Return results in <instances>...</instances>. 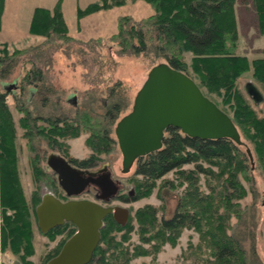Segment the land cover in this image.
<instances>
[{
	"label": "trees",
	"instance_id": "1",
	"mask_svg": "<svg viewBox=\"0 0 264 264\" xmlns=\"http://www.w3.org/2000/svg\"><path fill=\"white\" fill-rule=\"evenodd\" d=\"M5 1L0 0V28ZM125 1L96 0L80 7L78 18L122 5ZM146 1L154 9L151 14L141 18L131 14L118 17L117 30L110 38L118 44L119 52L152 55L154 62L161 58L191 75L203 92L231 115L246 144H239L230 137L191 136L176 126H169L163 146L136 160L132 177L134 191L119 197L126 201L137 200L149 194L159 179L175 171L180 184L187 183L175 212L171 216H161L158 206L147 203L137 208L126 224L116 221L112 214L107 215L101 241L87 264H131L141 255L155 258L165 243H177L184 227L195 228L201 234V242L186 251L184 261L188 258L193 264H264L254 231L249 232L247 246L246 235H240L236 228L245 211L242 204L248 193L245 180L257 198L256 172L264 179V114L259 113L238 82L243 73L254 67L255 76L264 86V58L251 60L240 50L238 0ZM242 4L243 27L251 24L253 18L257 30L264 34V0H243ZM30 32L45 38L37 44L0 55L1 242L2 249L18 255L19 261L15 264H33L30 255L35 251L34 217H37L36 207L42 200V185L45 183L55 189L59 197H67L61 193L57 174L44 167L47 150L61 151L82 168L96 166L105 148L110 151L118 143L114 126L128 105L127 100L112 88L114 90L108 95L110 101L102 113L89 110H78L74 115L46 112L53 92L45 70L52 63L50 53L71 38L61 0L52 8L35 7ZM186 52L192 53L190 63L186 60ZM21 67L23 70L19 75ZM11 80L13 82L9 83ZM32 92L36 95H33L35 105L29 102ZM210 93L220 95L222 102ZM9 96L23 112L20 118L25 128L23 135L27 136L34 154L36 189L31 201L26 197L19 173L17 125ZM226 106H230L231 111ZM83 129L90 131L87 143L92 151L86 157L71 155L65 139L78 135ZM247 146L252 150L254 166ZM205 162L209 165H204ZM187 163H194L195 167H185ZM201 173L206 176L208 190L203 187ZM170 180L165 179V182ZM253 203L258 204L256 200ZM234 215L238 221H232ZM135 219L139 242L131 241ZM76 228L73 222L66 221L46 232L52 239L59 234L66 236L43 264L59 253ZM205 252L208 253L206 257L202 256ZM137 264L155 263L143 260Z\"/></svg>",
	"mask_w": 264,
	"mask_h": 264
},
{
	"label": "rangeland",
	"instance_id": "2",
	"mask_svg": "<svg viewBox=\"0 0 264 264\" xmlns=\"http://www.w3.org/2000/svg\"><path fill=\"white\" fill-rule=\"evenodd\" d=\"M59 1L6 0L2 15V26L0 28V55L41 42L45 36L30 32L34 9L39 5L52 8ZM94 1L96 0H61L62 10L69 25L71 38L61 44L57 50H53L50 53L52 63L47 65L48 67L45 69L47 82L53 88V92L50 95V102L45 109L50 114L74 115L78 110L102 113L105 105L110 101L108 96L110 91L115 89L119 93V96L127 100L128 105L121 113L122 116L131 110L134 97L145 81L150 68L155 63L163 61V59L157 58L154 62L152 55L121 54L118 50V44L110 38L112 33L117 30V20L120 15L131 14L137 18H141L151 14L154 9L149 2L146 0H126L122 5H114L107 9L95 11L79 19V8H84ZM238 2L242 4L243 0H238ZM250 21V26L243 27V23L241 24L244 37H240V50L242 52L245 49L251 52V54L249 53V57L253 60V57L257 53H252V45L245 35L250 29L256 32L253 18ZM261 55L264 56V54ZM185 57L190 63L192 53L186 52ZM22 70V67L18 70L19 75L22 73ZM189 71L194 75L191 69ZM8 82L11 83L13 81ZM238 82L246 95L252 100L259 113L264 114V101L254 100L252 94L249 92L248 86L252 85L264 95V86L258 77L255 76L254 67L243 73L239 77ZM210 94L219 102H222L220 95L216 93ZM33 95H35V92L30 94L31 100L29 102L31 104L34 103L36 96ZM8 101L13 110L17 125L18 165L21 182L27 199L31 201L33 191L36 189L32 162V156L34 154L32 155L27 136L23 135L25 128L20 123L23 112L17 109L15 100L11 96H9ZM226 108L231 111L230 106H226ZM89 135L90 131L83 129L78 135L67 137L65 142L68 144L69 153L78 157L88 156L92 151L87 143V137ZM114 136H116L115 132ZM46 146L45 144L44 147ZM107 149L105 148V151H103L102 159L98 164L89 169H94L92 171H95L106 167L112 172L114 180H118L120 189L118 191V198H114L108 203L101 202L127 206L131 210V215H135L136 209L147 203H153L158 206L159 215L161 216H171L175 212L179 196L183 193L187 184L186 182L180 184L175 171H170L163 178L159 179L149 194L137 200L126 201L120 198L119 195L134 191L135 182L132 179L134 169L132 168L129 172H123V154L119 143L112 150L108 151ZM52 152L64 154L59 150L49 148L46 154L47 157ZM204 165L209 164L205 162ZM44 167L47 169L50 168L47 165V160H44ZM185 167H195V164L187 163ZM213 168L216 169L214 166ZM256 177L259 188L257 198L250 191V184L245 180L248 193L242 199V204L245 206L243 218L239 220L234 215L232 221L239 220L236 227L237 232L240 235H246L245 243L247 246H249L250 242L248 237L249 232L254 231L259 253L264 260V179L258 172H256ZM165 179L171 180L165 182ZM201 180L203 187L208 190L205 184L206 176L204 173H201ZM59 190L61 191V189ZM41 191L43 194L47 191L54 192L55 189L50 188V186L44 183ZM63 192L65 193L62 188L61 193L63 194ZM79 196L96 200L93 192H83ZM254 200L258 204H254ZM34 218L35 251L34 254L30 255V259L33 261V264H43L45 258L54 251L58 243L66 235L59 234L55 239L50 238V236L42 232L39 228L38 218ZM134 224L136 227L132 232L131 241L139 242V234L137 231L138 222L136 219L134 220ZM199 242H201L200 232L192 227H184L178 236L176 244L167 242L156 253L155 258L152 255H141L134 258L131 264H137L143 260H152L155 264H193L191 259L187 258L184 261V255L187 250ZM207 255L208 253L205 252L202 256L206 257ZM18 261V255L9 250L2 249L0 253V264H15Z\"/></svg>",
	"mask_w": 264,
	"mask_h": 264
},
{
	"label": "water",
	"instance_id": "3",
	"mask_svg": "<svg viewBox=\"0 0 264 264\" xmlns=\"http://www.w3.org/2000/svg\"><path fill=\"white\" fill-rule=\"evenodd\" d=\"M248 87L254 98H262L257 88ZM171 125L191 136L230 137L239 144H246L231 115L206 95L191 75L160 61L150 68L134 97L131 110L116 123L123 172H129L140 156L161 148L166 129ZM247 151L254 166L250 146ZM47 165L57 174L59 184L68 196L79 195L87 186L96 184L105 192L104 196L97 195L96 198L109 202L120 189L110 170L98 175L97 171L74 165L60 153H50ZM36 214L38 226L44 233L66 221L77 226L59 253L47 264H87L101 241L105 217L112 214L116 221L126 224L131 210L120 204H105L85 197L64 200L47 191L42 194Z\"/></svg>",
	"mask_w": 264,
	"mask_h": 264
},
{
	"label": "crops",
	"instance_id": "4",
	"mask_svg": "<svg viewBox=\"0 0 264 264\" xmlns=\"http://www.w3.org/2000/svg\"><path fill=\"white\" fill-rule=\"evenodd\" d=\"M239 2L236 5V9H237V12H238L239 26H240V29H241L242 16H241V12H240V6L243 5V4H241ZM248 26H250V25H248ZM248 29H250V27H248ZM245 35L247 37V40L252 45V53L253 54L257 53V55L254 56L253 58H255V57H263L264 58V56L261 55V54H264V34L260 33L257 30V28H256V32L254 30L251 31V29H250V31H248ZM240 37H244V34L242 33V30H240ZM242 52L246 53L248 56H249V53L251 54V52H248L245 49H243ZM261 94H262V92H261ZM259 101H264V95H262V98ZM0 192H1V180H0ZM1 225H2V206H1V201H0V253L2 251Z\"/></svg>",
	"mask_w": 264,
	"mask_h": 264
},
{
	"label": "flooded vegetation",
	"instance_id": "5",
	"mask_svg": "<svg viewBox=\"0 0 264 264\" xmlns=\"http://www.w3.org/2000/svg\"><path fill=\"white\" fill-rule=\"evenodd\" d=\"M64 155V154H63ZM64 156H66V155H64ZM67 158H68V160L71 162V163H73L72 162V160H71V157H69V156H66ZM74 164V163H73ZM75 165V164H74ZM91 170V169H90ZM92 170H94V169H92ZM95 171H97V174L98 175H101V174H103L105 171H108V169L107 168H105V169H103V170H100V169H98V170H95ZM119 183V182H118ZM84 192H93V194H95V197L97 196V195H101V196H104V194H105V192H104V189L103 188H101L99 185H96V184H91L90 186H87V188H86V190L84 191ZM83 193V192H82ZM81 193V194H82ZM132 193V192H131ZM65 194H66V192H65ZM118 194L119 193H117L116 194V196L114 197V198H118ZM80 195V194H79ZM79 195H73V196H68L67 194H66V198H62V197H60V198H62V199H64V200H66V199H68V198H70V197H78V198H84V197H80ZM114 198H112V200L114 199ZM93 200H95V199H93ZM96 200H98V201H103V202H105L103 199H97L96 198ZM111 201V200H110ZM109 201V202H110ZM105 203H108V202H105Z\"/></svg>",
	"mask_w": 264,
	"mask_h": 264
}]
</instances>
